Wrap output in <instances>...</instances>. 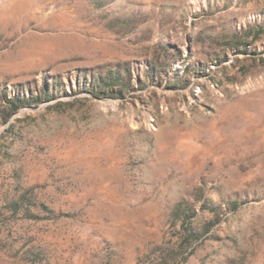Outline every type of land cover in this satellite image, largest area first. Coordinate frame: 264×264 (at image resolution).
Masks as SVG:
<instances>
[{
    "label": "rangeland",
    "instance_id": "374dc122",
    "mask_svg": "<svg viewBox=\"0 0 264 264\" xmlns=\"http://www.w3.org/2000/svg\"><path fill=\"white\" fill-rule=\"evenodd\" d=\"M0 264H264V0H0Z\"/></svg>",
    "mask_w": 264,
    "mask_h": 264
},
{
    "label": "trees",
    "instance_id": "16d2710c",
    "mask_svg": "<svg viewBox=\"0 0 264 264\" xmlns=\"http://www.w3.org/2000/svg\"><path fill=\"white\" fill-rule=\"evenodd\" d=\"M11 105L13 110L17 109V103L14 100L12 101Z\"/></svg>",
    "mask_w": 264,
    "mask_h": 264
}]
</instances>
